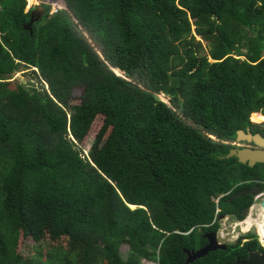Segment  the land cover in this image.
Here are the masks:
<instances>
[{
	"label": "trees",
	"instance_id": "1",
	"mask_svg": "<svg viewBox=\"0 0 264 264\" xmlns=\"http://www.w3.org/2000/svg\"><path fill=\"white\" fill-rule=\"evenodd\" d=\"M64 3L29 25L25 0H0V155L12 160L0 223L36 240L67 236L66 258L52 264H229L264 251L250 232L190 263L183 251L218 229L216 208L243 219L254 200H229L235 192L264 186L263 164L225 157L237 130L264 135V122H250L264 113V0ZM22 67L29 81L9 80ZM98 114L84 155L77 144ZM5 239L0 230V264H50Z\"/></svg>",
	"mask_w": 264,
	"mask_h": 264
},
{
	"label": "rangeland",
	"instance_id": "2",
	"mask_svg": "<svg viewBox=\"0 0 264 264\" xmlns=\"http://www.w3.org/2000/svg\"><path fill=\"white\" fill-rule=\"evenodd\" d=\"M25 1H26L25 11L31 8H34V7L36 8V5H39L40 1H46L44 5L45 7L46 6L48 7V14H53L56 12V10L63 9L64 4H65L64 0H31V2H29L28 0H25ZM59 3L62 5L58 6ZM191 28H192V30H190L191 34L192 33L194 34L193 27ZM195 41L201 42L204 51L207 52L208 46L204 40H202L199 36L196 35ZM21 69L22 70H20L19 72L14 73L12 77L9 78V80H16L22 83L28 82L29 79L31 78V76H29V72H27L29 69H24L23 67ZM113 70L114 72H116V74H122L123 78H125L128 81V79L123 75V73L120 70L119 72L115 71L116 69H113ZM31 80L33 81V79ZM10 87H12V85H10ZM82 94H83L82 86L74 87L70 95V104H79L82 98ZM158 96L160 100L169 104V100L166 96H164L163 94H159ZM261 114L264 115L262 111H261ZM103 118H104L103 115L98 114L93 120L87 134L84 136L82 141L78 142L77 145L79 148H81L82 153L84 155H90V151L94 143V140L96 138V135L102 126ZM251 120H252L250 121L251 123L258 122V121L264 122V116L252 117ZM254 124L261 125L262 123H254ZM253 128H255V126H253ZM88 158L90 160L92 159L90 158V156ZM9 159L10 157L7 155H3V156L2 154L0 155V167L3 166V169L0 170V181H1L2 175L7 173V169L10 166H12L11 164L12 160L9 161ZM258 202L259 200L257 201V203ZM1 208H2V201L0 200V209ZM257 209L258 207L255 206L254 209L251 211L250 217L252 219H256V215L258 213ZM220 215L217 214L218 216L217 218H219ZM225 217L231 218L229 215H224V217L220 218L219 226H218V229L216 230L217 231L216 233L219 236L220 242L222 243L224 240L225 241L234 240L238 236L239 238L243 237L244 236L242 234L243 232L239 228L233 231L232 228L228 227L227 231L229 232L230 235L227 238L226 234H222L225 236L223 238L224 240H222V237H220V231L223 228H225L223 227ZM0 230L4 234L6 238L5 240H7V243H6L7 245H11L12 240L15 236V238L17 239V243L14 246V252L24 258H32L34 261L36 260L37 262H40V261L45 262L48 260L50 261V264H52L51 260L54 259V256L60 255L58 257L66 258V256L64 255L68 253L69 238L67 236H62L59 239H52L47 234H44V236L41 239L36 240L35 238L32 237V235L25 236L23 235L21 231H15V229L12 227L10 222H7L6 219L4 220V222L2 221V223H0ZM224 230L226 231V228ZM118 248L120 249L121 255L124 258H126L128 254V250H129L128 244L122 243L119 245ZM58 257H55V258H58ZM14 262H15L14 257L10 255L9 257H7L4 264H14ZM143 262L146 264H156L157 263L155 261H149V260H143ZM73 264H84V263L77 261V262H74ZM99 264H107V262L104 259H100Z\"/></svg>",
	"mask_w": 264,
	"mask_h": 264
},
{
	"label": "water",
	"instance_id": "3",
	"mask_svg": "<svg viewBox=\"0 0 264 264\" xmlns=\"http://www.w3.org/2000/svg\"><path fill=\"white\" fill-rule=\"evenodd\" d=\"M66 9V6L64 4V8ZM32 23V19L30 21V24ZM113 70V69H112ZM114 71V70H113ZM116 73V72H115ZM119 76H122V74H117ZM123 77V76H122ZM129 85H134L132 82L128 80ZM182 99V98H180ZM236 141H246V142H252L256 148H250V147H242V148H232L229 150V152L226 154L225 157H232L235 156L237 161L242 164H248L249 166H253L256 163H261L264 165V137L261 136L259 133H252L249 129L246 130H237L236 131ZM264 188L260 187V185L257 183L249 188H243L237 192H235L229 200H233L236 197L242 196V195H250L252 197L258 195L259 193L263 192ZM131 208H134V206H130ZM259 207L262 211V230L264 232V198L260 201ZM249 208H244L241 212V215L243 217H247L249 215ZM225 214H221L218 219L224 217ZM249 232L255 236H258V231L255 226H252L249 230ZM204 237L207 239V244L203 247H200L199 249L195 251H190L188 249H184V253L186 254V263H190L195 259H198L200 257H203L206 255L209 251H213L216 249H225L226 244L220 243L217 241L216 233L213 231L206 232L204 234ZM260 240V238H259ZM261 246H263L262 241ZM264 262V254L259 253L258 251L250 252L248 255V258L245 260H236L233 264H260Z\"/></svg>",
	"mask_w": 264,
	"mask_h": 264
},
{
	"label": "flooded vegetation",
	"instance_id": "4",
	"mask_svg": "<svg viewBox=\"0 0 264 264\" xmlns=\"http://www.w3.org/2000/svg\"><path fill=\"white\" fill-rule=\"evenodd\" d=\"M46 3V1H40V3H39V5H36V8L34 7L33 9H32V11H31V13H30V21H31V19H32V23L34 22V21H37L38 19H40L41 17H42V15L44 14V12H45V4ZM30 21H29V25H31L30 24ZM28 25V26H29ZM246 129H249L252 133H258V132H255V131H252L250 128H245L244 130H246ZM259 134L261 135V136H263L264 137V135L263 134H261L260 132H259ZM232 143V145H233V148H242V147H250V148H256V146L252 143V142H246V141H239V142H237L236 141V137L234 138V141L233 142H231ZM260 187H263L264 188V186H260ZM241 190V189H240ZM258 214H259V218L255 221L257 224H258V235H259V238H260V240L262 241V243H263V246H261V242H260V240H259V238H258V236H256L257 237V240H258V242H259V244H260V246L261 247H263L264 248V234H262V211H259L258 212ZM218 219V218H217ZM220 221V219H218V222ZM206 232H210V231H205V232H203L202 233V237L205 239V243L203 244V245H201V246H199L198 248H196V249H190V251H195V250H197V249H199L200 247H203V246H205L206 244H207V239L204 237V234L206 233ZM213 232H217V231H213ZM253 235V234H252ZM255 236V235H254ZM216 238H217V241L218 242H220V240H219V236L217 235V233H216ZM250 238L248 237V236H243V238H239V236L238 237H236L234 240H227V241H223L222 243H225L226 244V248L228 247V246H230L231 244H239V245H244V243L246 242V241H248ZM221 243V242H220ZM225 248V249H226ZM189 250V249H188ZM253 251H258L259 253H262V254H264V251H259V250H248V255H249V253L250 252H253ZM248 255H247V257H236L233 261H231V263H229V264H233L236 260H245V259H247L248 258ZM196 260V259H195ZM195 260H193V261H195ZM192 261V262H193ZM260 264H264V262H262V263H260Z\"/></svg>",
	"mask_w": 264,
	"mask_h": 264
},
{
	"label": "built area",
	"instance_id": "5",
	"mask_svg": "<svg viewBox=\"0 0 264 264\" xmlns=\"http://www.w3.org/2000/svg\"><path fill=\"white\" fill-rule=\"evenodd\" d=\"M264 198V191L259 193L258 195L254 196L253 197V203L252 205L249 207V211H250V214L247 216V217H243V219H232V218H228V217H225V221H224V225L223 227L226 228V231L224 230L225 228H223L221 231H220V237H222V240H224L223 238L225 237L224 235L222 234H226L227 238L228 236L230 235L229 232L227 231V228L230 227L232 228L233 231H235L236 229H240L243 233V235L247 234L250 230V228L253 226H251L250 228H247V229H244V226H246V219L247 218H251V211L254 209L255 206L258 207L257 211H261L260 207H259V202ZM259 200V202L257 203V201ZM219 212V209L216 208V211H215V219H217V214ZM259 218V214L257 213L256 215V219H253L254 221H256L257 219ZM214 219V220H215ZM213 220V221H214ZM218 220V219H217ZM220 222V221H219ZM256 227V226H255ZM257 228V227H256ZM222 235V236H221ZM226 238V239H227Z\"/></svg>",
	"mask_w": 264,
	"mask_h": 264
},
{
	"label": "bare ground",
	"instance_id": "6",
	"mask_svg": "<svg viewBox=\"0 0 264 264\" xmlns=\"http://www.w3.org/2000/svg\"><path fill=\"white\" fill-rule=\"evenodd\" d=\"M28 1L30 2V0H28ZM59 5L61 6L62 4L59 3L58 6ZM261 116H263V115H261ZM261 116H258V117H261ZM251 225L256 226L257 227V231H258V224L252 218H247L246 219V226H244V229L250 228Z\"/></svg>",
	"mask_w": 264,
	"mask_h": 264
},
{
	"label": "clouds",
	"instance_id": "7",
	"mask_svg": "<svg viewBox=\"0 0 264 264\" xmlns=\"http://www.w3.org/2000/svg\"><path fill=\"white\" fill-rule=\"evenodd\" d=\"M249 208V207H248ZM217 220V219H216ZM218 221V220H217Z\"/></svg>",
	"mask_w": 264,
	"mask_h": 264
},
{
	"label": "snow or ice",
	"instance_id": "8",
	"mask_svg": "<svg viewBox=\"0 0 264 264\" xmlns=\"http://www.w3.org/2000/svg\"><path fill=\"white\" fill-rule=\"evenodd\" d=\"M30 2H31V0H30Z\"/></svg>",
	"mask_w": 264,
	"mask_h": 264
}]
</instances>
